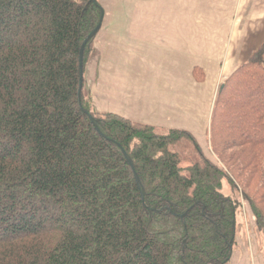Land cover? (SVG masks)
Instances as JSON below:
<instances>
[{
	"label": "trees",
	"instance_id": "16d2710c",
	"mask_svg": "<svg viewBox=\"0 0 264 264\" xmlns=\"http://www.w3.org/2000/svg\"><path fill=\"white\" fill-rule=\"evenodd\" d=\"M103 15L0 0V264H228L240 199L264 247V41L218 90L216 164L188 132L94 110L79 58ZM183 137L200 159L186 167Z\"/></svg>",
	"mask_w": 264,
	"mask_h": 264
},
{
	"label": "crops",
	"instance_id": "0c3cea01",
	"mask_svg": "<svg viewBox=\"0 0 264 264\" xmlns=\"http://www.w3.org/2000/svg\"><path fill=\"white\" fill-rule=\"evenodd\" d=\"M230 1L229 5L236 6L237 10L242 9V13H246V20H249L240 28L242 34L239 37L253 39L257 34L259 36L264 29V0ZM225 5L227 6L228 3ZM101 7L104 15L93 39V51L97 59L94 68L85 70L83 78L85 85L86 82L91 81L88 84L92 85L89 87V93L94 110L101 114L111 113L133 123L151 126L159 135L177 129L189 132L197 140H203L204 129L207 128L208 131L211 119L209 110L206 112L204 110L205 104L208 103L209 91L196 89L204 85L210 90L215 83H219L220 74L215 75V72H220L219 67L192 66L191 80H188L189 88L186 89L183 75V39L185 37L182 31L157 33L155 38L149 31L139 34L134 32V27L121 26V24H130L131 21H119L121 17L108 16L106 10L116 7L113 2ZM228 37L229 32L219 31L204 33L202 38L213 40L214 42L207 47L216 48V40L223 41ZM221 46H219L220 55L230 54V49L224 45V42L223 47ZM155 48L158 51L163 48L180 49V55L175 58L163 57V54H160L161 51L157 52ZM160 55H162L161 59H159ZM195 68L208 73H205V79L202 82L194 78ZM223 68L224 74L228 70V63H225ZM231 71L233 68L228 75ZM185 95L196 104L194 109L191 106L187 110L184 109V98H188ZM241 225L237 219L236 234L240 236Z\"/></svg>",
	"mask_w": 264,
	"mask_h": 264
},
{
	"label": "rangeland",
	"instance_id": "374dc122",
	"mask_svg": "<svg viewBox=\"0 0 264 264\" xmlns=\"http://www.w3.org/2000/svg\"><path fill=\"white\" fill-rule=\"evenodd\" d=\"M98 1L100 5L105 6L113 2L116 7L109 8L108 10H106L108 16L121 17V20L119 21H131L130 24H121V26L134 27V32L136 33L142 34L143 32L149 31L155 38V35L157 33H172L175 31H182L185 37V39H183V75L184 82L186 83V89L189 88L188 80H191L190 74L192 73L190 72V68L192 66L205 65L210 68L214 65L217 68L219 67L220 72H215L216 76L220 74L221 81L219 83H215V86L210 87V90L207 89L204 85H201L200 89H196L198 91H203L204 89L207 92L209 91L208 103L205 104L204 110L205 112L209 110L208 112L211 113V115L214 107V102L218 94V90L227 78V76H229L228 72H230L232 68L234 71L242 63H244L245 60L249 57V55L252 53V51L255 50L264 41V29L259 36L258 34L257 36L256 34H254V36L256 37L253 39H244L243 37H239V35L242 34V29L240 30V28H242L245 25L244 23L249 20H246V13H242V9L237 10L236 6L229 5V2H231L230 0ZM227 3L230 7L228 5H225ZM132 17L134 18V20ZM249 17L250 16H248V18ZM239 21L241 22L239 23ZM115 24L118 25L117 23ZM124 29L127 30L128 28ZM219 31L229 32V37L223 41L216 40L215 42L217 44V49L215 47H207L210 45L211 42L214 41L205 40L204 38H202L204 33H215ZM240 31L241 33L238 34V32ZM251 36H253V34H251ZM223 42L224 45H226V47L230 49V54H226L225 56L220 55L219 53V46L222 45L221 47H223ZM155 49L157 52L161 51L160 54H163V57L173 56L175 58L176 56L179 57L180 55V49L176 50L174 48L173 50H170L167 48H163L160 49V51H158L157 48ZM161 56L162 55H160L159 59H161ZM96 59L97 58L95 52L92 50V52L88 55L87 62L85 63L83 78L85 70H89L91 67L94 68ZM225 63H228V70L226 71L227 73L225 72L223 74V67ZM198 69L199 72H196V75H198L200 78L205 79L204 76L208 73L205 72V74L202 69ZM233 71H231V73ZM193 76L195 78L194 74ZM197 81L202 82L199 80ZM89 82L91 81H88V83ZM88 83L86 82L85 85V80H83V95L86 98H90L89 87L92 86L89 85L90 83ZM186 92L187 91H185V93ZM184 100L185 110H187V108L190 106L193 109L196 107V104L192 100H190L189 97H185ZM204 130L205 136H203V140H197V138H195L189 132L188 133L194 138L204 156L212 162L218 164V161L212 153L211 147L209 145V129L208 131L207 128ZM170 149L174 152L179 153V155L186 161L181 164L182 167L188 166L189 162L193 163L200 160L197 153L195 152L191 137L181 138L177 143L171 145ZM225 190L228 191L227 185H225ZM240 203L241 204L238 209L237 219L242 224V230H240L242 231V234L241 236L236 234L235 242L233 245V254L228 264H263L264 247L261 236L256 230L252 212L249 208V205L245 201L240 199Z\"/></svg>",
	"mask_w": 264,
	"mask_h": 264
},
{
	"label": "water",
	"instance_id": "95a60500",
	"mask_svg": "<svg viewBox=\"0 0 264 264\" xmlns=\"http://www.w3.org/2000/svg\"><path fill=\"white\" fill-rule=\"evenodd\" d=\"M95 1V0H94ZM101 24V23H100ZM100 24L97 26V28L95 29V31L93 33H91L90 36H94L95 33L98 31V29L100 28ZM85 43L86 41L83 43L81 51H80V58H79V68H80V86L79 89L81 90L83 87V50L85 47Z\"/></svg>",
	"mask_w": 264,
	"mask_h": 264
}]
</instances>
